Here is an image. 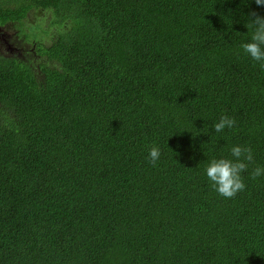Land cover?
Masks as SVG:
<instances>
[{
  "label": "trees",
  "instance_id": "obj_1",
  "mask_svg": "<svg viewBox=\"0 0 264 264\" xmlns=\"http://www.w3.org/2000/svg\"><path fill=\"white\" fill-rule=\"evenodd\" d=\"M34 10L37 59L0 56V264H264V68L241 48L264 7L0 0ZM234 144L253 160L225 198L204 168Z\"/></svg>",
  "mask_w": 264,
  "mask_h": 264
},
{
  "label": "clouds",
  "instance_id": "obj_2",
  "mask_svg": "<svg viewBox=\"0 0 264 264\" xmlns=\"http://www.w3.org/2000/svg\"><path fill=\"white\" fill-rule=\"evenodd\" d=\"M257 6L264 7V0H254ZM45 11V10H43ZM250 25V39L241 44L244 53L264 68V15L256 12L250 14L247 22ZM236 124L235 118L223 114L219 120L212 124L216 133L223 132L226 128L233 129ZM231 158L226 156L213 157L205 165L204 172L211 186L221 196L231 198L245 189L242 174L249 168L253 160V150L244 144H234L229 149ZM161 150L159 146L153 145L149 149V162L155 165L160 159ZM252 178L264 177V165H257L250 173Z\"/></svg>",
  "mask_w": 264,
  "mask_h": 264
},
{
  "label": "flooded vegetation",
  "instance_id": "obj_3",
  "mask_svg": "<svg viewBox=\"0 0 264 264\" xmlns=\"http://www.w3.org/2000/svg\"><path fill=\"white\" fill-rule=\"evenodd\" d=\"M24 17L22 20H9L5 17H0V35L3 37L15 36L17 39L24 42H28L32 36V30L38 29L39 27H31L30 29V17ZM33 40V39H32ZM35 43L31 49H25L24 47L13 48L11 51H6L4 48L0 50L1 57L14 58L19 61H29L37 59V52ZM15 50H18L15 54ZM33 53V57H30V53ZM17 55V56H14ZM39 69V68H38ZM38 69L36 71H38Z\"/></svg>",
  "mask_w": 264,
  "mask_h": 264
},
{
  "label": "rangeland",
  "instance_id": "obj_4",
  "mask_svg": "<svg viewBox=\"0 0 264 264\" xmlns=\"http://www.w3.org/2000/svg\"><path fill=\"white\" fill-rule=\"evenodd\" d=\"M47 14H50V12L43 10H34L30 12L28 15V17H30V29L31 27H36L38 24L42 25V23H40L39 17H45ZM40 31L41 30L39 29L32 30V36L38 39L41 38L43 34ZM32 36L28 42H24L22 40L17 39L15 36L3 37L2 35H0V50L4 48L6 51H11L13 48H17V47H24L25 49H31L33 47V40H34ZM17 52L18 50H15V54H17ZM30 57H33L32 52L30 53Z\"/></svg>",
  "mask_w": 264,
  "mask_h": 264
}]
</instances>
